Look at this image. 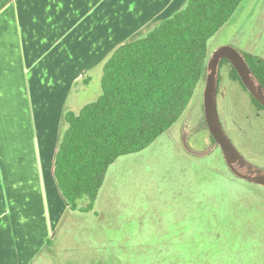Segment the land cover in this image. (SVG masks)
Listing matches in <instances>:
<instances>
[{
	"label": "rangeland",
	"instance_id": "1",
	"mask_svg": "<svg viewBox=\"0 0 264 264\" xmlns=\"http://www.w3.org/2000/svg\"><path fill=\"white\" fill-rule=\"evenodd\" d=\"M185 2L169 0L144 30L120 42L145 35ZM225 45L264 58V0L241 3L210 38V56ZM105 61L88 69V82L76 83L67 111L99 98ZM221 75L220 120L251 169L264 171V113L226 70ZM205 83L170 129L110 165L93 211L66 210L33 264H264V185L226 172L206 124ZM66 127L62 122L60 137Z\"/></svg>",
	"mask_w": 264,
	"mask_h": 264
},
{
	"label": "crops",
	"instance_id": "2",
	"mask_svg": "<svg viewBox=\"0 0 264 264\" xmlns=\"http://www.w3.org/2000/svg\"><path fill=\"white\" fill-rule=\"evenodd\" d=\"M168 2L0 0V264H33L64 221L53 162L76 83Z\"/></svg>",
	"mask_w": 264,
	"mask_h": 264
},
{
	"label": "trees",
	"instance_id": "3",
	"mask_svg": "<svg viewBox=\"0 0 264 264\" xmlns=\"http://www.w3.org/2000/svg\"><path fill=\"white\" fill-rule=\"evenodd\" d=\"M243 1L186 0L145 35L113 50L103 65L99 98L79 112L64 114L67 127L57 144L53 174L70 210L93 211L110 165L123 155L144 149L179 120L196 86L206 81L210 38ZM241 52L264 88V58ZM223 70L249 94L256 112L263 114L264 104L248 91L228 58L220 61L218 86ZM210 138L216 144L211 132ZM222 156L232 177L256 184L239 177L223 152ZM84 198L86 203L81 202ZM47 244L49 237L44 246Z\"/></svg>",
	"mask_w": 264,
	"mask_h": 264
},
{
	"label": "water",
	"instance_id": "4",
	"mask_svg": "<svg viewBox=\"0 0 264 264\" xmlns=\"http://www.w3.org/2000/svg\"><path fill=\"white\" fill-rule=\"evenodd\" d=\"M223 58H228L233 63L248 91L264 104V88L252 73L243 53L234 46L225 45L218 48L209 59L208 74L204 88L205 118L209 130L216 140V144L221 147L225 160L233 171L243 179L259 185H264V171L260 169H251L254 166L232 142L219 117L216 96L219 65ZM237 163L242 167L248 166L250 172L243 173L238 171L235 167Z\"/></svg>",
	"mask_w": 264,
	"mask_h": 264
}]
</instances>
